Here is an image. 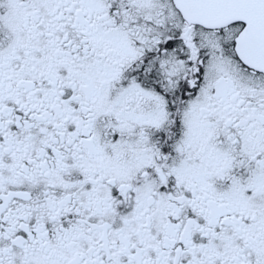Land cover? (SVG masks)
<instances>
[{
    "label": "snow or ice",
    "instance_id": "obj_1",
    "mask_svg": "<svg viewBox=\"0 0 264 264\" xmlns=\"http://www.w3.org/2000/svg\"><path fill=\"white\" fill-rule=\"evenodd\" d=\"M0 264H264V0H0Z\"/></svg>",
    "mask_w": 264,
    "mask_h": 264
}]
</instances>
